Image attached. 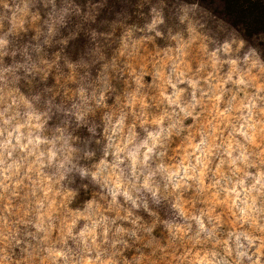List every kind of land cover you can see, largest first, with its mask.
I'll list each match as a JSON object with an SVG mask.
<instances>
[{
  "label": "clouds",
  "instance_id": "9594fccd",
  "mask_svg": "<svg viewBox=\"0 0 264 264\" xmlns=\"http://www.w3.org/2000/svg\"><path fill=\"white\" fill-rule=\"evenodd\" d=\"M0 264H264V0H0Z\"/></svg>",
  "mask_w": 264,
  "mask_h": 264
}]
</instances>
